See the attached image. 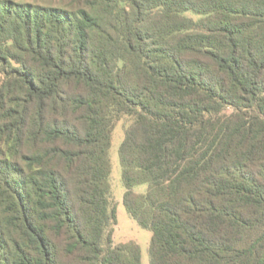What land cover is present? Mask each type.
<instances>
[{
  "label": "trees",
  "instance_id": "trees-1",
  "mask_svg": "<svg viewBox=\"0 0 264 264\" xmlns=\"http://www.w3.org/2000/svg\"><path fill=\"white\" fill-rule=\"evenodd\" d=\"M121 121L150 264H264V0H0V264H143Z\"/></svg>",
  "mask_w": 264,
  "mask_h": 264
},
{
  "label": "rangeland",
  "instance_id": "rangeland-1",
  "mask_svg": "<svg viewBox=\"0 0 264 264\" xmlns=\"http://www.w3.org/2000/svg\"><path fill=\"white\" fill-rule=\"evenodd\" d=\"M125 122L121 121L117 124L111 147V158L113 163L112 171V189L113 194L118 202V225L114 232V240L117 242L136 240L141 247L143 264H150L149 244L151 241L152 232L141 227L127 212L124 203V185L121 178V164L119 158V147L124 136ZM146 189L145 185L138 186L136 190L143 192Z\"/></svg>",
  "mask_w": 264,
  "mask_h": 264
}]
</instances>
